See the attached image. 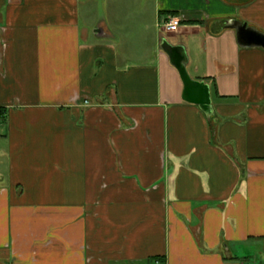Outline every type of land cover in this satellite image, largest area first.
I'll use <instances>...</instances> for the list:
<instances>
[{
    "label": "crops",
    "instance_id": "obj_1",
    "mask_svg": "<svg viewBox=\"0 0 264 264\" xmlns=\"http://www.w3.org/2000/svg\"><path fill=\"white\" fill-rule=\"evenodd\" d=\"M235 19L264 32V0H0V264H264V49Z\"/></svg>",
    "mask_w": 264,
    "mask_h": 264
},
{
    "label": "water",
    "instance_id": "obj_2",
    "mask_svg": "<svg viewBox=\"0 0 264 264\" xmlns=\"http://www.w3.org/2000/svg\"><path fill=\"white\" fill-rule=\"evenodd\" d=\"M226 27L236 30L238 43L243 47H261L264 49V32L247 25L240 20L227 22ZM162 49L168 53L172 63L179 70L184 83L183 99L199 105L208 115L214 113L212 104L211 86L204 80L193 78L186 66L185 55L179 50V45H173L167 42L166 38L162 39Z\"/></svg>",
    "mask_w": 264,
    "mask_h": 264
},
{
    "label": "built area",
    "instance_id": "obj_3",
    "mask_svg": "<svg viewBox=\"0 0 264 264\" xmlns=\"http://www.w3.org/2000/svg\"><path fill=\"white\" fill-rule=\"evenodd\" d=\"M181 18L179 16H172L168 19H165L161 24V29L164 32L174 31L180 24Z\"/></svg>",
    "mask_w": 264,
    "mask_h": 264
}]
</instances>
